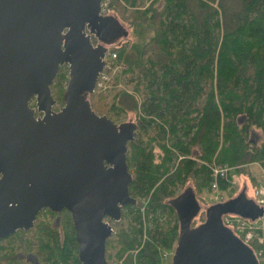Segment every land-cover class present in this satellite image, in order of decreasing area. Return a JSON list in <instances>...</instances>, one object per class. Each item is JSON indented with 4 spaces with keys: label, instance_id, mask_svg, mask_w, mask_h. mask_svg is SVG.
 Returning a JSON list of instances; mask_svg holds the SVG:
<instances>
[{
    "label": "trees",
    "instance_id": "trees-1",
    "mask_svg": "<svg viewBox=\"0 0 264 264\" xmlns=\"http://www.w3.org/2000/svg\"><path fill=\"white\" fill-rule=\"evenodd\" d=\"M110 8L135 32L142 25L152 33L114 48L138 98L124 90L107 100L86 94L97 114L114 121L125 117L119 98L135 100L137 134L127 142V165L136 202L124 206L112 226L105 258L109 264H160L161 252L178 242L171 198L186 187L196 197L210 191L212 163L258 162L264 170V0H153L137 9L115 1ZM67 73L61 65L50 86L58 106ZM227 184L218 178L220 190ZM201 213L198 223L205 219ZM56 215L39 211L29 231L11 235L22 244L15 250L30 244L41 264H80L70 214L61 212L58 228ZM251 248L264 256V244Z\"/></svg>",
    "mask_w": 264,
    "mask_h": 264
},
{
    "label": "water",
    "instance_id": "water-1",
    "mask_svg": "<svg viewBox=\"0 0 264 264\" xmlns=\"http://www.w3.org/2000/svg\"><path fill=\"white\" fill-rule=\"evenodd\" d=\"M100 0H0V237L28 230L48 208L70 213L80 264H109L106 240L134 204L127 142L131 119L115 122L91 107L107 47L128 35ZM91 37L98 43L93 45ZM61 65L68 79L54 110L51 84ZM35 99V107L29 105ZM40 113L35 115V113ZM179 220L171 264H259L253 249L221 221L255 219L263 209L239 196L208 205L204 221L190 187L168 201Z\"/></svg>",
    "mask_w": 264,
    "mask_h": 264
},
{
    "label": "rangeland",
    "instance_id": "rangeland-1",
    "mask_svg": "<svg viewBox=\"0 0 264 264\" xmlns=\"http://www.w3.org/2000/svg\"><path fill=\"white\" fill-rule=\"evenodd\" d=\"M115 1L122 3L128 9H137V8L147 7L153 0H136L137 1L136 6L129 5L125 0H112V2H115ZM159 5H160V3L158 4V6ZM112 12H113V9L110 8V12L108 14H112ZM121 23L127 28L128 35L125 38L119 39L118 41H116L112 45H109L108 49H110V50H113L114 48H118L121 45L126 44L127 41H131L133 39H140L141 36L147 38L152 33V31L150 29H144V26H142V25L138 26L137 30L140 32V33H138V31L135 32V30H134L135 27L131 26L128 23V21H122ZM92 41H96L95 38H92ZM116 53H117V51H116ZM65 66H66L67 72H68V67H67V65H65ZM106 72H107V75L109 77V81H108L106 87L101 89V90L100 89H94L93 92H95L98 95L108 96L106 98V100L108 98L112 97L119 90H124L129 94L133 93L134 96H136V98H138L137 97L138 94H136L131 87L132 82L130 81L131 80L130 75L125 72V66L118 60V54H117L116 60L112 63L110 68L106 69ZM67 79H68V73H67ZM66 82H67V80L65 81V85H66ZM64 88H65V86H64ZM51 95H52V92H51ZM118 103L125 109V113H124L125 117H121L122 119L120 118L118 120H115V122L119 123V122L126 121L129 119H131L132 121H135L136 120V113H135L136 110L134 109L135 108L134 107V104H135L134 98L127 96V95H124V96H121L119 98ZM32 104H34V106H31ZM29 105L31 107H35V99L34 98H31V100L29 101ZM56 105H57L56 110H58L61 106H58L57 102L53 105L52 108L54 109ZM253 132L257 135L256 139H259L260 138V132L257 130H253ZM156 152H159V150L156 149ZM215 164H217V163H215ZM219 165L229 166L231 168L230 177H229L230 181L227 184L228 186L224 190L219 189V193L222 196V198H224V199L237 195L243 189V187H245L247 189V192L251 193L252 187H254L253 188V190H254L256 187V184L258 183L256 181L257 178H258V180H260L262 177V171H264L262 167H261V171L259 170L260 164L258 162H252V163H247V164H238L235 166H230L226 163L219 164ZM248 181H249L248 186H246L245 182H248ZM189 184H190V182H189ZM210 194H214V191L212 190V188L208 192L203 191L200 194H197L196 198L199 202L200 211L197 214V216H195V218L193 219L192 224L199 222L200 217L202 215L201 212L204 211L205 208L209 205L208 204L209 202L207 201L206 197L209 196ZM57 214H59V213H57ZM53 219H54L53 224H55V225H59V223L62 221L61 217L58 218L57 215ZM107 221L112 226L113 225L115 226V223L117 222V221H112V220H108V219H107ZM58 227L59 226H57V228ZM114 233H115V229L113 228V231H112V234L110 237H112ZM29 235L30 234L28 233L27 236H29ZM171 250H174V249L170 248L169 251H171ZM163 251H162V253H163ZM165 251L168 252V250H165ZM263 258H264V256H263ZM170 262H171V258H169L168 255L166 257L162 256V254L160 255V264H169ZM115 263H116V261H112V264H115Z\"/></svg>",
    "mask_w": 264,
    "mask_h": 264
},
{
    "label": "built area",
    "instance_id": "built-area-1",
    "mask_svg": "<svg viewBox=\"0 0 264 264\" xmlns=\"http://www.w3.org/2000/svg\"><path fill=\"white\" fill-rule=\"evenodd\" d=\"M112 0H100V13L108 14L110 12V4ZM95 45V43H93ZM117 53L115 50H108L104 57L105 65L101 72H99L96 79L94 89H103L106 87L109 77L106 69L110 68L112 63L116 60ZM212 175V181L210 186L214 191V194H210L206 197L209 203H216L222 201L224 198L219 193L218 178L229 182L230 170L229 166L219 165L212 163L209 165ZM253 202L263 209V213L255 219L240 216L236 213H223L221 215L222 224L229 228L236 236H238L245 244L251 247L252 244H264V171H262V177L256 184L253 190ZM165 251V250H164ZM161 252L162 256L169 258L174 254V250L168 252ZM255 256L259 263L263 262V250L260 248L253 249Z\"/></svg>",
    "mask_w": 264,
    "mask_h": 264
},
{
    "label": "flooded vegetation",
    "instance_id": "flooded-vegetation-1",
    "mask_svg": "<svg viewBox=\"0 0 264 264\" xmlns=\"http://www.w3.org/2000/svg\"><path fill=\"white\" fill-rule=\"evenodd\" d=\"M63 210H65V209H62L60 212H56V213H59V214H57L58 218L61 217V212ZM53 212H55V211H53ZM107 219L110 220V218H107ZM57 226L58 225L54 224V227L57 228ZM18 230H21V229H18ZM28 230H25V231H28ZM14 233H12L6 237H0V264H11V263L12 264H41L37 255L31 250L30 244H24L26 250H25V248L23 250L21 247H19L17 250H15V246L22 245V244H20V243L15 244L13 239H11V235H13ZM11 255L15 257L14 260H12L13 257Z\"/></svg>",
    "mask_w": 264,
    "mask_h": 264
},
{
    "label": "crops",
    "instance_id": "crops-1",
    "mask_svg": "<svg viewBox=\"0 0 264 264\" xmlns=\"http://www.w3.org/2000/svg\"><path fill=\"white\" fill-rule=\"evenodd\" d=\"M259 170L261 171V166L260 165H259ZM256 181L257 182L259 181L258 178H257ZM248 183H249V181L248 182H245V185L248 186ZM253 188L254 187H252L251 193H249V192H247V189L245 187H243V189L237 195L228 197V198H226V200L231 199V198H236V197H239L240 196L245 201V203L249 204L250 201H253Z\"/></svg>",
    "mask_w": 264,
    "mask_h": 264
}]
</instances>
